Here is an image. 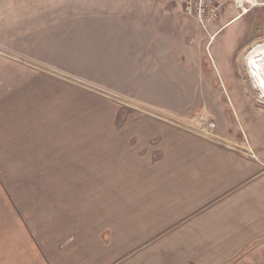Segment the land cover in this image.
<instances>
[{
	"label": "crops",
	"instance_id": "0c3cea01",
	"mask_svg": "<svg viewBox=\"0 0 264 264\" xmlns=\"http://www.w3.org/2000/svg\"><path fill=\"white\" fill-rule=\"evenodd\" d=\"M156 1L0 0V149L44 172L29 183L44 194L0 195V264H264L262 106L239 94L221 102L218 120L179 121L150 94L127 101L141 112L118 125V109L98 114L95 103L82 110L76 98H49L61 85L44 76L52 25L89 38V54L104 51L99 73L121 84L143 75L138 89L155 90L144 75L153 60L162 68L174 39L136 37L149 33L147 19L153 28L162 19ZM213 56L227 73L221 47ZM105 85L93 88L118 89Z\"/></svg>",
	"mask_w": 264,
	"mask_h": 264
},
{
	"label": "rangeland",
	"instance_id": "374dc122",
	"mask_svg": "<svg viewBox=\"0 0 264 264\" xmlns=\"http://www.w3.org/2000/svg\"><path fill=\"white\" fill-rule=\"evenodd\" d=\"M46 2L55 5L57 0H44V3ZM156 2L162 6V19L153 18L155 28L152 25V18L147 19L148 25L145 31L149 33L136 37L145 38V44H148L152 37L174 39V42H171L174 57L170 55L167 59H161L162 68L156 69L154 68L156 60H153L154 71L147 73L148 68L152 70L150 64L145 70L147 74L144 78L156 83L155 90L138 89V84L135 82L143 75L129 74L128 77L132 81L121 84L117 81L119 76L114 82L111 75L99 73L98 71L103 69H100V66L97 67V63L105 61L104 51L89 54L90 44L86 42L89 38H74L72 28H68L69 31L65 30L62 34L58 26L52 25L44 27V76L61 85L52 90L49 98L55 100L61 95L65 101L76 98L82 110H84V104L95 103L97 106L92 108H96L98 114L118 109V125L128 114L141 112L139 108L127 101L144 100V97H150V94H153L160 103L156 108L160 114L170 115L179 121L218 120V117H221L219 113L221 102L225 101L228 105L234 100L241 99L240 95L248 104H258L264 108L262 92L253 84L248 62V55L256 47L264 45V0H258V5L244 14H240L235 4H227L218 18L206 26L195 18L185 15L183 0H157ZM165 9L170 11H168L170 17L166 22L163 17L167 12ZM235 18L236 20L233 21ZM128 38L134 37L129 35ZM161 46L164 48V45ZM219 47L226 57L227 73L223 71V68L222 70L217 68L214 61L213 55L217 53ZM160 50L164 51L162 48ZM163 57L164 55L161 58ZM147 59L148 57L145 58L146 63L150 61ZM164 60L170 63L169 66H164ZM16 63L38 69L25 59L17 58ZM169 81L171 84L167 83ZM105 83L118 89L106 91L93 88L105 87ZM236 83L242 85V87L239 86L243 88L241 92L234 89ZM48 106L46 110L53 112V106ZM46 110L44 108V111ZM231 112H233L232 107H225L224 117L230 119ZM21 115L23 113L18 115V120H21ZM50 115L53 116V114ZM51 117L48 116L47 120L54 121L51 124L54 125L57 119ZM32 126L34 129H39L37 126L35 128L33 123ZM81 130H88V124L82 123ZM249 149L243 151L251 154L253 150L250 147ZM30 166L32 168L28 169ZM38 166L25 164L17 158V153L6 155L0 149V195L44 194V187L29 186L34 179L44 178V172L35 170Z\"/></svg>",
	"mask_w": 264,
	"mask_h": 264
},
{
	"label": "built area",
	"instance_id": "2783aa9c",
	"mask_svg": "<svg viewBox=\"0 0 264 264\" xmlns=\"http://www.w3.org/2000/svg\"><path fill=\"white\" fill-rule=\"evenodd\" d=\"M231 3L240 10V14H244L255 8L259 2L258 0H183V12L206 26L216 20L225 6ZM251 154L255 155L253 151Z\"/></svg>",
	"mask_w": 264,
	"mask_h": 264
},
{
	"label": "bare ground",
	"instance_id": "6f19581e",
	"mask_svg": "<svg viewBox=\"0 0 264 264\" xmlns=\"http://www.w3.org/2000/svg\"><path fill=\"white\" fill-rule=\"evenodd\" d=\"M248 62L253 84L262 92L264 98V45L256 47L248 55Z\"/></svg>",
	"mask_w": 264,
	"mask_h": 264
}]
</instances>
